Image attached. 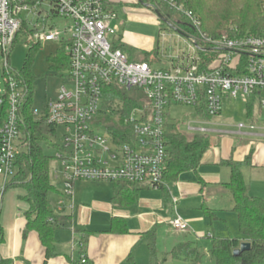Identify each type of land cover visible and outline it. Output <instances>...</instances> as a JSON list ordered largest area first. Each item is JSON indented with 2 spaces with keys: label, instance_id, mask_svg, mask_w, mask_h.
<instances>
[{
  "label": "built area",
  "instance_id": "1",
  "mask_svg": "<svg viewBox=\"0 0 264 264\" xmlns=\"http://www.w3.org/2000/svg\"><path fill=\"white\" fill-rule=\"evenodd\" d=\"M112 3L0 0L5 79L4 88H0L1 186L16 172L26 122L27 89L10 64L12 47L25 32L31 35V45L56 41L69 53L71 86H63L57 98L47 100L42 113L34 107L31 110L36 118H46L56 128L54 138L61 130L62 138L55 141L61 151L55 156L60 164L55 176H62L64 183L58 203L61 211L74 207V184L78 180L128 182L154 189L166 186L169 153L165 125L167 113L176 105L193 108L187 129L202 135L210 130L204 124H218L215 119L222 114L227 97L239 98L245 104L254 97L257 108L264 112V32L213 38L203 31L201 20L191 10L169 0L171 9L189 24L183 28L176 20L171 21L173 27L169 28L179 43L172 34V41L167 42V32L163 31L149 52L150 59L133 60L119 47L123 38L117 36V26L112 24L118 18ZM58 18L65 20L63 27L55 23ZM113 87L128 91L137 102L123 112V120V113H118L106 125L99 116L104 95ZM140 94L143 97L139 98ZM258 121L248 118L236 123L237 132L256 129ZM172 201L175 215L170 224L175 229H190L177 211V198ZM81 262H87L84 253Z\"/></svg>",
  "mask_w": 264,
  "mask_h": 264
},
{
  "label": "crops",
  "instance_id": "2",
  "mask_svg": "<svg viewBox=\"0 0 264 264\" xmlns=\"http://www.w3.org/2000/svg\"><path fill=\"white\" fill-rule=\"evenodd\" d=\"M114 1L122 3L121 0ZM120 3L114 4L116 10ZM122 38L127 45L130 38ZM151 45L146 52L153 49L154 45ZM222 114L216 122L223 127L233 125L231 129H216L217 136L212 139L198 168L181 173L177 180L166 181L165 189L145 186L134 202L119 203L113 199L119 190L113 182L110 183L112 188L100 181L75 182L74 207L65 211L53 207L60 214L70 213L72 226L56 229L55 254L49 258L37 231L30 230L24 235L25 212L29 207L23 198L25 191L5 187L0 195V264H193L168 254L182 242L192 241L199 246L198 238L213 229L210 211L216 218L220 212L232 211V195L225 184L230 179L231 169L224 161L241 162L253 149L252 165L243 167L244 175L251 167H264V124L260 116L257 113L252 117L246 115L245 119L259 120L257 128L237 132L235 125L242 120L234 122ZM146 188L148 191L143 194L142 190ZM173 197L178 200L177 211L182 206L180 214L188 221V230L175 229L170 224L175 215ZM114 218L120 219V229L111 230ZM85 235L88 237L87 262L82 263L81 239ZM150 243L154 244V254Z\"/></svg>",
  "mask_w": 264,
  "mask_h": 264
},
{
  "label": "trees",
  "instance_id": "3",
  "mask_svg": "<svg viewBox=\"0 0 264 264\" xmlns=\"http://www.w3.org/2000/svg\"><path fill=\"white\" fill-rule=\"evenodd\" d=\"M169 0H136L133 5L147 6L158 11V20L161 26H172L171 21L178 22L183 28H187L188 21L185 17L175 12L168 4ZM191 10L195 17L201 20L203 31L213 37H242L247 34L261 35L264 32V0H176ZM120 3L114 1L112 4ZM114 6V5H113ZM154 7V8H152ZM115 8V6H114ZM169 22H167V21ZM173 27V26H172ZM121 37V35H120ZM40 44L32 45L38 48ZM119 47L127 51L124 43ZM146 59L150 53L146 52ZM53 62L55 70H68L69 53L62 47L58 54L49 59ZM23 78L27 89V100L25 103L26 122L22 132V142L16 161V172L7 183V189L12 187L22 188L25 191L23 198L29 207L25 212L27 220L24 235L30 231L38 232L42 243L47 249V258L55 254V231L59 226L71 227L72 215L70 213H58L49 202V194L58 191L51 176L52 162L55 156L46 154L42 141L48 135L53 136L56 128L48 123L46 118L38 119L32 113L34 98V79L30 60L27 58L23 68L18 71ZM143 97L141 94L139 98ZM136 99L131 93L113 87L112 92L104 95L101 118L103 123L114 121L113 115L123 113L130 107L136 105ZM247 117H252L257 111V100L253 97L246 104ZM123 107V108H122ZM110 109L112 112H107ZM124 109V110H123ZM124 113L120 120H123ZM107 125V124H106ZM165 136L167 138L169 157L167 160L166 181L177 180L183 172L196 170L201 164L205 152L210 146L206 135H190L180 127L179 121H170L168 118L165 125ZM56 145V144H55ZM57 146V145H56ZM253 149L241 162L233 159L225 160L231 169V176L226 186L231 192L233 199L232 211L235 212L240 233L238 236L229 235L221 237L210 234L211 247L209 253L215 260V264H264V198L251 195L249 185L243 172V167L252 165ZM119 188L113 199L116 202H134L141 190L136 184L128 182H113ZM165 189V187H162ZM167 198V194H165ZM210 219L214 220L216 215L209 212ZM120 219L114 218L111 230L120 229ZM121 231V230H120ZM2 227L0 226V240ZM87 235L81 239V252L85 254ZM243 241H249V249L234 254V250L240 247ZM151 244V243H150ZM154 244L151 249L154 254ZM170 257L183 259L193 264L201 263L204 252L200 246L192 241L182 242L176 245L168 254ZM167 259V256L164 260Z\"/></svg>",
  "mask_w": 264,
  "mask_h": 264
},
{
  "label": "rangeland",
  "instance_id": "4",
  "mask_svg": "<svg viewBox=\"0 0 264 264\" xmlns=\"http://www.w3.org/2000/svg\"><path fill=\"white\" fill-rule=\"evenodd\" d=\"M136 1V0H135ZM122 3L118 4V18L112 22L114 26H117V36L119 37H129L127 42V54L133 60L146 59V50L156 46L158 38L161 37L162 32H167L166 41H172L170 39V34H172L173 39L177 41V35L172 31L169 26L159 25L157 20L158 16L155 11L147 6H137L133 5L134 0H121ZM59 27L65 25V20L55 19L54 20ZM179 43V42H178ZM180 43H184L183 39L180 38ZM151 45V46H150ZM31 35L25 32H21L17 38L14 46L10 51V64L15 71H20L23 68L25 60L28 58L30 60V69L35 77L34 79V98L33 106L39 112H43L45 102L51 98H57L59 92L63 86L70 87L71 82L68 79V70H55L53 67V62L49 59L58 54V49L60 48L59 42L56 41H45L42 42L38 48H31ZM150 47V48H148ZM146 56V57H145ZM151 58V55L148 59ZM4 57L0 52V88H4ZM156 66H161L160 64ZM257 108V106H256ZM247 105L241 101L239 98H225L223 117L228 118L232 121H244L247 115ZM258 116H260L262 123L264 124V112L257 108ZM193 108L183 105H176L173 109L167 113V119L170 121H179L180 127L187 131L190 135H200L198 131H191L187 129L188 122L193 120ZM213 119V118H210ZM195 126H201L194 124ZM210 130L207 131L206 136H208L210 144L212 139L217 136L216 129L226 128L231 129L230 126L225 127L219 124H204ZM220 126V127H219ZM103 133V131H100ZM202 135V134H201ZM62 138L61 130L58 133L57 139L53 136H47L43 139L42 145L46 154L51 156H56L57 153L61 151L55 145V141L59 142ZM264 140V137L262 138ZM60 170V164L55 158L52 162L51 176L54 184L56 185L58 191L51 192L49 194V202L55 209L58 206L59 201L62 198V193L64 189V183L62 176L58 178L56 171ZM264 167L257 166L251 167L247 170L246 182L250 187V193L264 197V178L262 177ZM15 175V174H14ZM12 176V178L14 177ZM3 178H0V195L2 190L7 186H1ZM87 182H95L91 180H86ZM101 183L108 184L112 188L111 181H100ZM142 188V187H141ZM95 190V187L93 188ZM148 189H143L142 193L147 192ZM153 192V191H152ZM101 193V191H99ZM157 193V192H156ZM179 213L182 206L178 208ZM218 217L212 222L210 221V232H206L198 238V244L201 250L204 252V257L202 259V264H215V260L211 257L207 250L211 247V239L208 237L209 233L221 237H226L229 235L238 236L240 233L238 219L234 212L227 210L217 214ZM197 239V237L194 235ZM193 237V238H194ZM200 239V240H199Z\"/></svg>",
  "mask_w": 264,
  "mask_h": 264
},
{
  "label": "water",
  "instance_id": "5",
  "mask_svg": "<svg viewBox=\"0 0 264 264\" xmlns=\"http://www.w3.org/2000/svg\"><path fill=\"white\" fill-rule=\"evenodd\" d=\"M156 14H159L158 11H156ZM167 21V20H166ZM168 22V21H167ZM169 23V22H168ZM251 246V243L249 241H243L241 244H240V247L239 248H236L234 250V254H238L240 253L241 251L243 250H246V249H249Z\"/></svg>",
  "mask_w": 264,
  "mask_h": 264
}]
</instances>
